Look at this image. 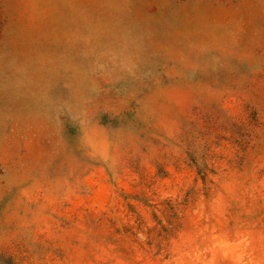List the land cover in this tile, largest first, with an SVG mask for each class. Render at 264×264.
<instances>
[{
	"label": "rangeland",
	"instance_id": "rangeland-1",
	"mask_svg": "<svg viewBox=\"0 0 264 264\" xmlns=\"http://www.w3.org/2000/svg\"><path fill=\"white\" fill-rule=\"evenodd\" d=\"M0 264H264V0H0Z\"/></svg>",
	"mask_w": 264,
	"mask_h": 264
}]
</instances>
